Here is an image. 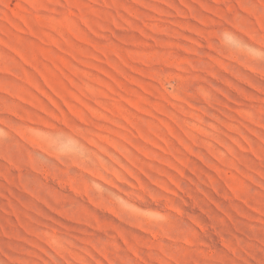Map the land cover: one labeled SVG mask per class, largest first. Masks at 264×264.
<instances>
[{
    "label": "rangeland",
    "instance_id": "rangeland-1",
    "mask_svg": "<svg viewBox=\"0 0 264 264\" xmlns=\"http://www.w3.org/2000/svg\"><path fill=\"white\" fill-rule=\"evenodd\" d=\"M248 45L264 0H0V264H264Z\"/></svg>",
    "mask_w": 264,
    "mask_h": 264
},
{
    "label": "clouds",
    "instance_id": "clouds-1",
    "mask_svg": "<svg viewBox=\"0 0 264 264\" xmlns=\"http://www.w3.org/2000/svg\"><path fill=\"white\" fill-rule=\"evenodd\" d=\"M224 37L226 39V41L233 45L234 47H239L241 41L235 37L233 34L231 33H224ZM248 52L249 55L256 57V59L258 60H262L264 59V52H262L260 49L254 48L251 45H248Z\"/></svg>",
    "mask_w": 264,
    "mask_h": 264
}]
</instances>
